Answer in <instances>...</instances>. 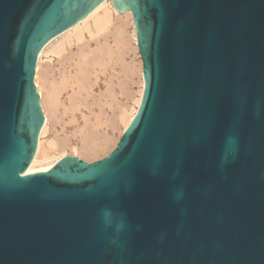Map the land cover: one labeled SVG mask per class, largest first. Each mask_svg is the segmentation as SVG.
<instances>
[{"label":"water","instance_id":"water-1","mask_svg":"<svg viewBox=\"0 0 264 264\" xmlns=\"http://www.w3.org/2000/svg\"><path fill=\"white\" fill-rule=\"evenodd\" d=\"M106 0H0V264H264V0H112L145 87L117 147L26 173L42 50Z\"/></svg>","mask_w":264,"mask_h":264},{"label":"bare ground","instance_id":"bare-ground-1","mask_svg":"<svg viewBox=\"0 0 264 264\" xmlns=\"http://www.w3.org/2000/svg\"><path fill=\"white\" fill-rule=\"evenodd\" d=\"M74 43L77 52L69 51L73 54L63 58L66 46ZM49 52L63 58L58 60L62 63L59 79L42 65L43 56ZM130 52L137 57L136 66L134 59H128ZM36 69L35 83L45 124L35 158L26 173L51 169L68 155L88 161L113 151L134 119L145 87L132 13H119L112 0L104 1L87 18L49 42L39 55ZM135 76L138 81L134 80ZM133 84L140 86L138 98L132 90ZM60 121L71 129L70 136L46 139L51 126L55 129Z\"/></svg>","mask_w":264,"mask_h":264},{"label":"rangeland","instance_id":"rangeland-1","mask_svg":"<svg viewBox=\"0 0 264 264\" xmlns=\"http://www.w3.org/2000/svg\"><path fill=\"white\" fill-rule=\"evenodd\" d=\"M131 30H132V27L131 26H129V28H128V31L129 32H131ZM87 36V35H86ZM88 37V36H87ZM111 38H113L112 36H110ZM110 38V39H111ZM113 39H111V41H112ZM75 45H76V43H74L72 46H69V45H67L66 46V52L65 53H62V57L64 58V57H69L70 55H72L74 52H75V50H76V52H77V49H76V47H77V45H76V47H75ZM69 47H71V48H69ZM68 49V50H67ZM71 49V50H70ZM69 51H73V53L72 54H70V52ZM53 53V54H52ZM67 55V56H66ZM59 54H57V53H54V52H49V54L47 53V54H45V56H43V59H42V62H44V63H42V65L45 67V68H50L51 70V73L53 74V76L54 77H56L57 79H59L60 78V74H59V72H58V70H60L61 68H59V67H61L60 66V61H61V57ZM62 58V59H63ZM128 59L130 60H132V59H134L135 60V66L137 65V57H135V54H134V52H130L129 54H128ZM58 60H60V61H58ZM130 60V61H131ZM47 64H49V65H47ZM47 65V66H46ZM61 65H62V63H61ZM51 66V67H50ZM53 67V68H52ZM54 69V70H53ZM55 73H54V72ZM58 73V74H57ZM134 80L135 81H138V77L137 76H135L134 77ZM139 88H140V86L137 84V85H135V84H133V86H132V90H133V92L135 93V97L136 98H138V96H139V94H138V90H139ZM94 91L96 92V94H98L99 93V89L97 88V87H95V89H94ZM138 94V95H137ZM65 100H67V97H66V95H64L63 96V101H65ZM129 105L132 107V106H134V102L133 101H131V103H129ZM66 119V118H65ZM61 122H63V121H60L59 123H57L58 125H55V129L51 126V128H50V131H52V132H48V134L46 135V139H49V140H53V139H55V138H57V135H58V137H63V138H67L68 137V135L70 136V132H71V129H68V128H65V126L63 125L64 123H62L61 124ZM60 125V126H59ZM63 126V127H62ZM64 129V131H62L63 129ZM61 130V131H60ZM59 132L58 134L56 133V132ZM63 132V133H62ZM55 134V135H54ZM66 136V137H65ZM115 136H117L118 137V133L116 132L115 133ZM55 137V138H54ZM51 138V139H50ZM62 138V139H63ZM103 157H105V155H101L100 157H96V158H93V159H91V160H88V161H90V162H93V161H97V160H99V159H101V158H103Z\"/></svg>","mask_w":264,"mask_h":264}]
</instances>
